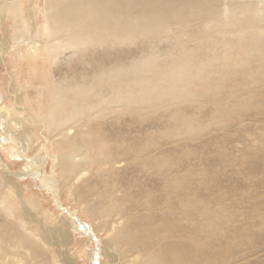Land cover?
Here are the masks:
<instances>
[{"label":"rangeland","instance_id":"rangeland-1","mask_svg":"<svg viewBox=\"0 0 264 264\" xmlns=\"http://www.w3.org/2000/svg\"><path fill=\"white\" fill-rule=\"evenodd\" d=\"M31 1L37 8L45 4V0H29V3ZM258 1L264 15V0ZM195 25L200 27L201 24ZM179 34L176 28L169 33L172 36L167 40L175 42ZM163 43L161 48L154 49V53L162 63H166L169 60L168 46ZM132 46L121 44L117 50L113 49L114 46L92 48L97 57L92 52L89 58L80 57V50L61 57L65 69L62 70L61 81L55 79L59 85L65 81L69 84L74 76L80 82L85 75L97 77L99 70L110 72L123 69L129 75H123L120 83L123 89L120 91L96 89V93L85 94L84 98L79 99L83 110L77 116V123L67 132L66 139L55 138V134L42 129L46 127L47 113L50 111L49 105L44 110L38 107V93L44 90L43 77L37 75L33 80V68L30 65L27 67V62L21 63V60L10 55L3 57L1 54L0 261L2 264H24L6 254L13 247L14 236H27L38 245V254H33L35 248H31L24 256L25 264H65L63 257H69L75 264H113L109 261V252H115L121 264H136L144 254L140 247L147 245L151 250L157 249L155 246L159 242L154 232L158 231L163 236L162 231L165 230L168 236L181 232V241L186 243L192 242L191 232L197 234L194 237L196 257L186 264H264V98L258 100L262 104L259 113H252L237 102L236 106H242V109L238 107V113L221 116L214 99L207 95L184 104L164 105L165 100H162L157 109H152L149 103L155 100L154 90L159 92L160 85L175 76L163 71L158 75L151 74V82L144 80L147 84H143V87L140 84V89H143L140 90L141 97L146 105L142 103L144 107L141 113L121 109L118 106L132 102L137 88L130 68L140 62V55L135 53L136 46ZM140 46L143 43H139ZM71 58L75 66L73 73L66 69ZM213 64L216 65L214 68L196 72L194 85L199 87L201 78L212 79L216 86L220 84L221 88L226 87L228 92H233V77L227 75L218 60ZM260 77L264 82V75ZM125 83L131 86L122 85ZM191 88L194 91V87ZM238 89L241 93L246 92L242 87ZM15 95L24 97L18 105ZM148 98L151 101L146 102ZM154 104L157 105V101ZM19 108H24L25 113ZM183 115L193 124L192 132L181 133L178 129ZM60 143H74L82 151L90 152L85 163L88 170L72 184H65L62 180L61 166L58 165L62 152L57 149ZM155 159H160L161 167L150 164ZM17 174L23 176L18 178ZM7 175H10L9 185L1 183ZM189 199L196 204V215L191 217L194 223L185 214L187 208L184 203ZM111 205L115 209L112 215H108L106 210ZM204 206L222 213L220 217L213 218L210 226L198 222L201 215L197 209ZM140 219L143 221L139 222ZM61 224L72 236L70 246L58 248L44 238V232ZM126 229L128 232H141V235L134 234L132 238L145 237L147 240L146 244L139 245L138 253L126 257L128 255L121 248L105 249L109 244L107 242L115 240ZM162 245L160 242L159 249ZM32 254L34 260L31 259Z\"/></svg>","mask_w":264,"mask_h":264},{"label":"bare ground","instance_id":"bare-ground-1","mask_svg":"<svg viewBox=\"0 0 264 264\" xmlns=\"http://www.w3.org/2000/svg\"><path fill=\"white\" fill-rule=\"evenodd\" d=\"M27 3L28 7L26 8ZM44 3L43 7L39 6L37 8L35 3L33 1L29 3V0H0V57L1 54L2 56L7 54L18 61L21 60V63L22 61L27 62L25 65L27 67L30 65L33 68L32 75L29 74L33 80L37 78L35 77L37 75L43 77L45 83L42 84V87L44 90L38 93L40 96L38 107L41 106V109L44 110L49 105L50 111L47 113V118L45 117L46 127L42 129L44 130L45 128L55 134V138H67V132L77 123V116L83 110L79 99L84 98L85 94L96 93L97 90L107 91L112 89L120 91L121 88L123 89L120 85L122 79H124L123 75L129 76L125 74L123 69H115L110 72L97 70V77L85 75L81 82L77 79L75 80V76L70 81L68 80L69 84H67V81L61 85L55 82L57 78L61 81L62 70L65 69V66L61 64L62 56L72 51L80 50L82 55L80 57L89 58L88 56L91 55V52L97 57L98 55L93 49L104 46L105 49L107 46H114L115 48L113 47V49L117 50L121 44L133 45L136 46L134 49L137 52L135 53L140 55V62L130 68L132 79L137 83V88L134 90L135 97L129 105L118 106L121 109L124 108L133 113H141L140 110L144 107V100L141 97L142 92L140 93V90L143 91V89H140V84L143 87V84L146 85L151 82L150 77L152 78L154 74L157 73L156 75H158L165 71L174 74L175 78H168L166 83L164 82L160 85L159 92L154 90V102L157 101V105L154 102L149 103V107H153L152 109L160 105L162 100H165L163 102L164 105L184 104L185 102H195L200 96L207 95L214 99L217 112L221 116L238 113L240 110L238 107L241 105L236 106L235 103L237 102L242 103L244 109H249L248 111L252 113L262 111V104L259 103L261 101L259 98H264V82L263 78L260 77L264 75V15L258 7L260 2L257 3L256 0H45ZM197 23L201 24L200 27L195 25ZM176 28L177 32L179 29V35L182 38L178 36L175 42L169 41L171 39L167 40L168 37L172 36H169V33ZM183 37H188L189 39L186 40ZM164 39L166 40L164 41ZM163 42L168 46L167 55H169V60L166 63H162L158 59L160 57L154 53V49L161 48ZM139 43L141 45L143 43V46L138 47ZM219 54L226 58L222 55L217 56ZM102 57H105V55ZM72 58L67 62L70 64L66 63V69L70 73L75 72ZM119 58L121 59V57L116 59ZM217 60L223 65L227 75L233 77L232 87H235L233 92H228L225 86V88H221L220 84L216 86L212 79L201 78L198 82L199 87L197 84L194 85L196 83L194 82L196 72L202 73L207 69L214 68L216 65L213 63ZM22 65L24 66V64ZM41 66L44 68L41 69ZM144 80L147 83H144ZM122 85L131 86L129 83ZM191 87H194L195 92ZM239 87L245 89L246 92L241 93L238 89ZM122 96L120 97L122 98ZM245 96H247V99H244ZM23 98V96H16V104L18 105ZM121 98L119 99L120 103ZM50 101L51 104L49 103ZM149 101L151 100L148 98L146 102ZM168 101L170 103H167ZM105 102L107 103V101ZM110 105L111 103H109ZM240 108L242 109V106ZM19 109L25 113L24 108ZM42 114L46 115L45 112ZM13 121L16 124L17 121L15 119ZM177 126L181 133L193 131V124L189 123L184 118V115L180 118ZM71 144L60 143L57 146V149L62 152L59 154L58 165L60 164L61 166L62 180L65 184H72L79 175L88 170L85 163L88 161L86 159L90 152L82 151L74 143ZM160 163V159H155L150 164L157 168ZM159 167L161 166L159 165ZM22 174H17L18 178L23 176ZM52 179H50L51 182H53ZM1 183L9 185L11 183L10 175L3 177ZM15 185L20 187L19 184ZM184 204H186L187 208V212L185 211L186 217L191 219L193 214L196 213L194 211L196 204L190 199L186 200ZM171 205L170 207L168 205V207L171 208ZM114 209L112 205L109 206L106 210L107 214L112 215ZM197 210H199V215H201V218H198V222H203L206 226L212 224L213 218L222 215V213L212 211L206 206L204 208L199 207ZM225 217L227 218V216ZM195 218L197 220V217ZM199 219L202 221H199ZM141 220L143 221V219H140L139 222ZM64 227L61 224V226L44 230V238L51 245H56L58 248L70 246L72 235ZM180 233L168 236V232L163 230V236H160L158 231L154 232V235L158 237V246L162 242L163 247L159 249L160 247L155 246L157 249L151 250L147 245H142L140 250H143L144 254L136 264H186L188 261L193 262L197 249L194 237L197 234L194 231L193 233L191 232L190 239L192 242L186 243L181 241L182 235ZM134 234L141 235V232H128V229L120 232L115 240L107 242L109 244H107L105 249L110 251L115 247L121 248L124 250V254L128 255L126 257H129L134 252L138 253L139 250L137 248L139 245L146 244L145 241L147 240L145 237L132 238ZM126 236H128L127 240ZM13 240V247L11 251L7 252V257L17 258L16 261L25 264L24 256L28 255L31 248H35L33 254H38V245L32 242L31 238L14 236ZM117 251L121 252V250ZM33 254L31 256L32 260L35 258ZM109 261L113 264H121L115 252H109ZM63 262L65 264H75L74 260L69 259V257H63ZM0 264H2L1 261Z\"/></svg>","mask_w":264,"mask_h":264}]
</instances>
